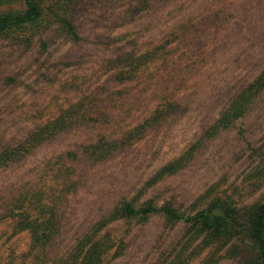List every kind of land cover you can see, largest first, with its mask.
<instances>
[{"label":"rangeland","instance_id":"obj_1","mask_svg":"<svg viewBox=\"0 0 264 264\" xmlns=\"http://www.w3.org/2000/svg\"><path fill=\"white\" fill-rule=\"evenodd\" d=\"M218 9L225 10V22L194 37L193 47L187 39L169 38L177 23L200 21ZM74 19L78 43L57 25L0 34V157L76 103L91 101L99 108L86 117L115 116L124 129L142 123L166 100H175L177 111L122 154L88 170L86 186L70 195L69 235L123 197L171 201L181 212L202 206L196 202L211 187L241 209L264 201V94L229 130L203 137L238 88L264 68V0H156L147 11L127 0H83ZM168 41L175 56L164 66ZM148 52L154 57L131 81L114 82L118 57ZM88 126L46 136L26 157L0 162V211L52 157L99 139V123ZM197 142L195 158L180 172L142 192L160 167ZM111 228L116 236L127 233V247L104 264H248L256 253L247 237L229 244L193 242L194 231L162 215ZM30 240L27 231L14 234L13 222L1 219L0 264H21Z\"/></svg>","mask_w":264,"mask_h":264},{"label":"trees","instance_id":"obj_2","mask_svg":"<svg viewBox=\"0 0 264 264\" xmlns=\"http://www.w3.org/2000/svg\"><path fill=\"white\" fill-rule=\"evenodd\" d=\"M127 1L136 2L141 5V10L146 11L151 10L156 2ZM158 1L167 4L172 0ZM82 2L83 0H0V34L45 30L49 26L57 25L69 39L78 43L82 36L75 23L74 13ZM203 16L200 21L188 18L184 23H177L169 38L179 41L187 39L191 48L193 44L190 42L194 41V37L202 36L208 27L220 26L226 20L224 9L213 10ZM26 38L25 36L24 39ZM26 41L29 39L24 42ZM170 42L163 46L168 54L164 66L171 64L175 56V48L170 46ZM153 53L148 52L134 59L129 53L118 57L112 75L114 82L124 84L131 81L134 71L144 67L146 59L154 57ZM263 94L264 68L251 81L238 88L203 137L212 138L243 120ZM91 104V101L76 103L73 108L64 110L56 119L50 121L46 128L42 127L30 135L21 147L5 151L0 157L1 163L9 164L17 156L26 157L30 154L46 136L47 139H52L74 126L89 128L91 123L92 126L93 123H99L102 127L103 132L99 139L80 145L75 151L67 150L52 157L34 175L33 180L24 184L19 196L14 197L3 212L0 211V220L9 219L13 222L14 234L24 231L30 234V248L22 254L21 264L107 263L112 258H118L121 255L120 250L127 247V233L123 236L113 235L111 226L129 220L144 223L155 215H162L171 223L186 225L194 231L193 242L202 238L201 242L207 239V244H229L235 239L247 237L256 251L248 264H264V201L241 209L236 202L212 187L196 202H201L202 206L189 212H181L171 201L158 205L153 199L139 203L137 199L123 197L91 225L82 230L79 228L69 235L70 195L86 186L88 170L122 154L135 142L143 139L154 126L163 120L169 121L177 111L175 100H166L142 123L124 129L113 118L115 116L104 119L86 117L99 108L96 105L94 108ZM109 129L111 131L107 132ZM199 145V142L192 144L185 153L160 167L144 184L142 192L180 172L195 158Z\"/></svg>","mask_w":264,"mask_h":264}]
</instances>
